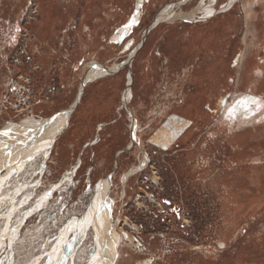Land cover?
<instances>
[{
    "label": "rangeland",
    "instance_id": "374dc122",
    "mask_svg": "<svg viewBox=\"0 0 264 264\" xmlns=\"http://www.w3.org/2000/svg\"><path fill=\"white\" fill-rule=\"evenodd\" d=\"M15 1L0 0V15L20 12ZM207 1L132 0L130 21L138 18L137 24L108 59H101L108 68L116 67L115 74L88 83L79 102L85 69L74 74L80 78L68 95L53 94L37 80L41 69L30 59V44L40 5L37 0L29 5L16 47L0 60V131L76 106L48 158L33 154L22 170L1 175L8 179L0 184V264H92L98 255L94 226L83 237L69 231L65 242L63 234L72 220L87 215L100 183L108 179L110 220L122 239L116 264H264V159L232 160L242 175L217 182L187 166L194 143H174V131L177 138L186 121L210 126L216 116H204L207 109L229 103L243 109L244 115L227 116L242 128L264 125V97L246 93L264 63V0H234L226 9L232 0H219L218 13L210 17L158 21L166 8L192 12ZM247 8L252 12L250 39L256 43L250 67L256 66L231 99L245 49ZM10 22L0 20V29ZM258 23L261 28L253 29ZM161 135L166 143L158 141ZM261 146L249 145L242 154ZM129 235L135 237V249L125 247Z\"/></svg>",
    "mask_w": 264,
    "mask_h": 264
},
{
    "label": "crops",
    "instance_id": "0c3cea01",
    "mask_svg": "<svg viewBox=\"0 0 264 264\" xmlns=\"http://www.w3.org/2000/svg\"><path fill=\"white\" fill-rule=\"evenodd\" d=\"M34 1L35 0H16L14 3L21 4L20 12H12L13 14L11 17L0 15V20H13V23L10 22L6 28L0 29V60H7L8 56L16 47L24 24L23 19L26 15L27 8ZM37 1L40 5V16L38 21L33 23L31 27L34 38L31 40L30 44V59L37 64L41 71L35 76L38 81L43 82L42 85L44 87H50L49 92L53 94L61 92L63 96L64 94L68 95L71 93L77 81H79L80 77L77 75L74 76V74L79 72V70L84 71L85 69V74L87 73V76L85 75L84 81L86 82L83 84V81L79 88L77 99V102H79V99L83 96L84 88L88 83H94L115 74L116 67L112 66L108 68L107 66L109 63L101 59H108L114 46L123 42L124 38L131 34V29L133 27H127V25L131 24L130 15L132 11V0ZM217 2L219 3V0H217ZM254 2L256 3L258 0H254ZM137 10H140L139 6ZM247 13L248 12H246V15ZM215 14L211 13V16ZM249 14L250 19L246 34L248 42L253 46L255 38H252V40L250 39V36H252L250 28L252 12L250 11ZM137 21L138 18L136 24ZM254 28L257 30L260 29L261 23L253 26V29ZM115 36H118L117 41L114 40ZM101 45L102 47L100 49ZM252 50L251 47V51ZM248 56L250 58L252 55L249 53ZM89 58L93 60L87 63ZM240 65H243L241 64V58ZM263 67L264 63L256 68L258 70L255 73L256 75L249 81L246 92L247 95L256 98L264 97V73L262 71L259 74L260 68ZM239 70L240 73L234 81V90H232V92L230 91L231 99L235 98L238 89L244 84L245 79L242 81V69ZM72 76H74L73 79H71ZM260 77H263V79H259ZM133 80L134 79L131 78L130 85H132ZM81 81L82 79H80V83ZM53 104L55 103H48L49 106ZM230 104L231 103L228 105ZM228 105L226 104L223 109L218 110L207 109V113L205 114L203 113L204 111L202 112L204 116H216V119L210 126H206L208 124H205V122L202 124V120H194L192 125L189 120L185 123L186 125L188 124V127L185 128V125L180 135H177V138L175 134L178 132L174 131V143L184 139L186 141L184 143H194L193 149H191L188 153V157H186L187 166L189 167L191 165V167L196 170L194 174L212 176L217 182L223 181V179L229 180V177L233 178L234 176L238 177V175H242L237 174L235 169H233L237 164H231L230 161L232 160L243 158L252 159V157L254 159H264V125L255 122L256 124H252L250 128H242L241 123L239 124L237 120H230L227 116L244 115V113H242L243 109L230 108ZM75 106L76 103L70 110L73 111ZM70 110L62 111L58 115L46 119L43 118L38 120L33 117L22 121V123L36 122V136H41V139L48 136L51 130L55 128V126H58L59 130L57 131L59 132L55 134L57 138L54 137L51 142L54 145L58 137L66 131L70 124L69 120L72 115V111ZM33 111H36V109ZM233 111L234 113L232 114L231 112ZM191 112L193 115L199 114L198 112L195 113V111ZM58 121L60 122L57 123ZM39 126L41 128L38 130ZM195 128L199 129L195 130ZM134 129L137 130L138 127L134 125ZM21 136L22 137L18 139L19 143L23 141L25 134L22 133ZM194 136H196V138L190 142L189 140ZM29 137L31 136H28L27 139ZM164 140L163 135L158 137V141L166 143ZM254 144L262 145L260 150L257 152H255L256 150H250V155L244 157L242 154L243 149H251L252 147H249V145ZM50 151L49 154L51 153ZM257 153L259 155H257ZM231 168L234 172L227 171V169L232 170ZM220 178L222 180H220ZM240 189L241 188H237V190ZM213 190L219 189L215 188ZM227 190L236 189L228 188Z\"/></svg>",
    "mask_w": 264,
    "mask_h": 264
},
{
    "label": "bare ground",
    "instance_id": "6f19581e",
    "mask_svg": "<svg viewBox=\"0 0 264 264\" xmlns=\"http://www.w3.org/2000/svg\"><path fill=\"white\" fill-rule=\"evenodd\" d=\"M207 2L208 3H203L201 6L197 5V8H195L192 12H185L179 7H178V10H175L174 8H169V9L166 8V10H163V12H161V15H160L158 21L161 23L166 22L168 24H175L176 22H179V21H189V22L194 21V19H196V17L199 14H202V16H204V17H210L211 13L215 14L216 12H218L216 10L217 9L216 8L217 0H208ZM233 3H234V0L230 1V3L225 6V9H226V7H230ZM249 9L250 8L246 9V11L248 12L246 15L247 22H249V19H250ZM258 26H260V25H258ZM129 29H131V28H129ZM244 41H245V50L241 56V64H243V65L240 68V69H242L241 70L242 71V78H243L242 81L247 78L249 71H250L249 68H251L250 64L252 65V62H253L252 58L251 57L249 58L250 55L248 56V54L250 53L252 55L256 49L255 48V46H256L255 42L253 43V46L248 42L247 34L245 36ZM251 47L253 49L252 51H251ZM246 58H248V59H246ZM253 64H255V63H253ZM254 66H256V65H254ZM254 66H252L251 70L253 69ZM85 82L86 81H84L83 84H85ZM252 85H253V83H252ZM253 88H254V86H253ZM126 98H127V100H124V99L123 100L127 102L128 97H126ZM70 111H72V110H70ZM65 117H66V115H65ZM59 122L60 121H58L57 123H59ZM48 123H50V122H48ZM36 124L37 123L34 121L29 122V123L23 122L22 124H18L16 126H15V124L14 125L11 124L10 126H7L0 131V184L3 181L8 179V178L6 179L5 177L1 176L4 170H8V173H10V175H8V176H11V173H12L11 171L14 172L15 170H22V168L26 164L25 160H27V158H29V156L31 157L33 154L39 153V154H43V156L46 159L48 157V155H50L49 151L54 146L53 143H51V142L54 139V137H56L55 134H57V132H59V131H57V130H59L58 129L59 127L55 126V128H53L52 130L50 129L51 133L48 134V136H46V137L44 136L45 137L44 139H41V136H36V134H37L36 133V131H37ZM40 128L41 127L39 126L38 130ZM49 128H51V127H49ZM4 133H7V135H5ZM22 133L25 134V138L23 139V141L21 143H19L18 139L20 137H22L21 136ZM28 136H31V137H29L27 139ZM23 151H24V153H22ZM19 153L21 154V156H19L20 155ZM17 157H19L21 159L19 161H17L19 159ZM29 161H30V159H29ZM16 173H17V171H16ZM12 176H13V174H12ZM110 187H111V182L109 181V179L102 181L99 185V191H98L99 193L96 196L95 202L92 204L91 209L89 210L87 215H85L81 220L80 219L72 220L69 223L67 230L65 229L66 231L63 234V236L65 238L63 241L65 242V241H67L66 238L68 236L69 231L75 232V234L78 233L80 236L82 235L81 237H83L86 230H88L91 225L94 226V228H95L94 233L97 234V243L96 244H97V254L98 255L94 258L92 264H116L117 262H119L118 259L119 260L121 259L119 257V254H120L119 247H120V243H121L122 239H121L120 234L116 233V230H115L116 225L113 224L110 220V212H111V204H112V201L109 200V193H110V189H111ZM15 188H17V187H15ZM14 191H15V189H14ZM17 191H19V189H17ZM16 195H18V194L16 193ZM0 200L2 201V199H0ZM38 205H39V203H38ZM0 232H2V231L0 230ZM6 235H8V234H6ZM2 236H0V238H2ZM4 240H5V238H4ZM4 240L2 242H4ZM80 240H81V238H80ZM76 243L77 242H74V245H76ZM125 247L128 249H135V247H138V245H136V240H135V237L133 235H129V239H128V242L125 243ZM65 248H66V246H65ZM56 250H55V252H56ZM63 250H64V248H63ZM71 253H72V251H71ZM25 258H27V257H25ZM17 259H18V257H17ZM21 260H19V261H21ZM9 261L11 262V260H9ZM58 263H60V262L56 261L55 264H58ZM1 264H2V262H1ZM50 264H52V263H50Z\"/></svg>",
    "mask_w": 264,
    "mask_h": 264
},
{
    "label": "snow or ice",
    "instance_id": "6c2138e0",
    "mask_svg": "<svg viewBox=\"0 0 264 264\" xmlns=\"http://www.w3.org/2000/svg\"><path fill=\"white\" fill-rule=\"evenodd\" d=\"M135 22H136V18L133 17V19H132V23H131V24H128L127 27H132V26L135 24ZM17 31H18V29H17ZM260 107H261V109H264V104H261V103H260ZM4 134L7 135V133H4ZM219 247L223 248L224 245L221 244V245H219Z\"/></svg>",
    "mask_w": 264,
    "mask_h": 264
}]
</instances>
